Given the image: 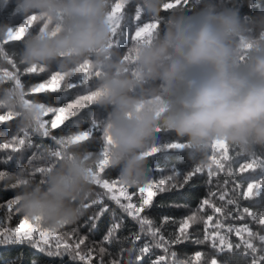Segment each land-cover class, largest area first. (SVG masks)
I'll list each match as a JSON object with an SVG mask.
<instances>
[{
    "label": "clouds",
    "instance_id": "1",
    "mask_svg": "<svg viewBox=\"0 0 264 264\" xmlns=\"http://www.w3.org/2000/svg\"><path fill=\"white\" fill-rule=\"evenodd\" d=\"M10 2L17 15L47 25L26 35L17 53L21 66H55L66 76L91 66L94 104L105 112L107 167L118 170L123 186L147 181L144 154L161 134L182 143L189 157L218 143L264 150V8L257 0H189V10L166 8L169 0H136L158 27L150 42L133 46L129 59L110 47L112 0ZM245 6L258 11L242 13ZM9 31L0 26V40ZM8 81L12 86L5 87ZM28 97L14 79H0V112L13 116L17 133L37 132L45 119ZM60 153L38 180L28 167L0 176L16 193L17 213L53 232L87 213L99 160L71 142Z\"/></svg>",
    "mask_w": 264,
    "mask_h": 264
},
{
    "label": "snow or ice",
    "instance_id": "2",
    "mask_svg": "<svg viewBox=\"0 0 264 264\" xmlns=\"http://www.w3.org/2000/svg\"><path fill=\"white\" fill-rule=\"evenodd\" d=\"M198 2V0H197ZM187 5L189 0H183ZM4 4L8 5L9 0H4ZM181 4V0H174L166 5V8H176ZM125 10V5L120 2L114 3L110 20L113 22V40L110 47L113 51L118 52L124 59H129L133 46L138 42H150L152 34L158 27L156 22L144 23L143 26L135 28L134 35H131L130 40L132 46L128 47L126 54L119 51L122 48L123 41L128 40L124 32L118 34V29L121 28V21L124 16L121 13ZM135 20L140 21L142 13L140 8L135 7L134 11ZM17 14L13 11L9 14V19L0 21V26H10L7 40H0V56L7 59V54L4 51V44L9 42H16L17 51L22 49V42L29 34V30L33 28L37 22L42 23L38 31L47 27L43 22L37 21L35 16L25 18L19 22L18 27L12 26ZM115 38V39H114ZM8 63L17 73L4 71L0 75V79H14L17 86L25 88V82H22L21 76H31L46 74L48 78L43 82H36L35 86L29 84V96H38L39 94H52L58 93V96H40L37 101L39 106L44 110V122L40 125L37 132L34 133H15L11 134L10 139H5L0 142V152L5 153L3 159H0V176L4 172H13L12 162H16V169L28 167L32 170L35 179L42 178L43 172L50 168L56 162L54 158L60 156V145L65 142L74 144H81L83 149L95 146L96 151L93 153L99 158L98 164L93 171V182L95 186L93 197L85 204L87 208V215L77 227H73L64 231H50L40 226L38 223L29 220L22 214L16 216L14 226H9L5 223L13 221V209L16 195L15 191L7 188L3 183H0V203L6 202L8 213L4 219H0V264H41L36 258H29L28 253L23 250V246H27L30 250L42 254L49 260H60L63 264V258L69 257L71 264H93V260L98 255L101 258L100 264H104L103 256L106 254L107 249L104 246H93L89 241L88 233H95L101 228V224L107 220L108 223L104 225V232L101 233L104 243H112L118 236L119 231L122 229L121 220L116 217L115 210L109 208L106 201L114 202L118 208L135 221L139 230L132 237V241L139 242L142 236L150 237V241L137 249L136 243L127 249H121L119 253L120 258H115L110 261V264H145L144 257L152 252L153 248L163 249L165 253L174 244H180L190 239L189 229L197 223H203L204 235L203 239L197 238L195 243L201 244L205 242L211 243V247L216 250L218 254L225 251L232 252L233 249H239L240 244H233L227 235L221 233V229L225 226L220 220L213 223V215H201L205 212L206 208H210L213 213L224 214V218L228 219L231 216L230 212H225L224 205L217 206L214 200L210 198L202 199V202L197 211H193L186 218L180 219L176 231L169 233L166 238L163 234V229L160 225L156 224L155 229L152 227L153 219L149 218L145 213L153 205L154 197L157 192L165 193L173 190L182 191L185 186L189 185L191 181L199 173L208 169V182L211 183L213 178L219 172L225 170L223 161L229 160V148L226 144H215L213 150H222L220 157L216 155L211 156V163L200 167H192L191 170L184 172L173 170V174L167 175L159 181L147 180L143 185L136 187L130 193L129 189L119 182L118 170L107 167V151L105 148L104 131L102 127V120L105 118V112L99 106L94 104L96 93L94 92L95 80L91 66L84 64L80 67L77 74L66 76L58 71L55 66L50 68L36 67L18 69L17 64L8 59ZM95 75H99L96 73ZM77 89L75 94H71V90ZM86 93V94H85ZM65 94H71L66 97ZM32 100V99H30ZM87 109V111H85ZM14 121L11 114H0V128L8 126L7 122ZM99 134V135H97ZM35 136L41 139H48L54 143V146H45L43 152H36L28 157L27 163H24V153L33 146V138ZM110 143V137L107 139ZM166 150H184L183 144L177 142L175 138H170V142H164L162 145L157 143L150 151L144 154L146 162L149 158L154 157L156 154L165 152ZM177 157L183 159L182 153H176ZM251 162L242 163L239 166V172L245 173L249 170L255 172L257 168L264 174V159H256L255 156ZM213 165L216 171H213ZM148 171H151L148 169ZM228 175L235 177V171L228 168ZM179 178V179H178ZM246 179V178H245ZM217 186L221 181L217 179ZM227 185L229 181L224 179L222 182ZM232 195L227 199V205H236L239 208V197L243 196L244 199H254L264 196V175L261 178L247 181L246 190L240 191L244 188L245 180L232 181ZM167 185V187H165ZM138 189V191L136 190ZM228 195L227 190H221L219 193V200L225 201ZM133 196L136 197L135 202ZM211 197H216L217 192H210ZM15 212L17 213L16 209ZM245 214L253 221L260 225H264V211L259 216L245 207L243 213L237 219L243 220ZM172 223L167 217L164 218V224ZM212 231H209V228ZM65 228V227H64ZM62 228V229H64ZM227 233L235 232V235L241 238L245 248L244 255H248L247 250H251L252 261L251 264H260L264 262V255L256 256L258 251L257 247L251 242L253 238H258L261 244H264V235L255 234L252 230L244 225L236 227L229 225L226 228ZM247 234L249 239H243V234ZM131 243V241H130ZM19 246L18 251H15L11 257H3L2 253L5 251H13L14 248ZM127 252L128 259L125 262L122 259L123 253ZM202 253L197 251L193 257L187 260H177V252L172 251V264H203ZM165 257L161 256L154 261V264H164ZM210 264H233L228 259L221 260L218 256H213Z\"/></svg>",
    "mask_w": 264,
    "mask_h": 264
},
{
    "label": "trees",
    "instance_id": "3",
    "mask_svg": "<svg viewBox=\"0 0 264 264\" xmlns=\"http://www.w3.org/2000/svg\"><path fill=\"white\" fill-rule=\"evenodd\" d=\"M119 0H112V4L117 3ZM169 2H173L174 0H169ZM257 4L260 6V8H264V0H257ZM138 4L136 0H130V2L125 6V10L121 13V15L124 16V19L121 21V28L118 29V34L122 31L124 32L125 36L128 37V40L123 41V47L119 49V51L123 54H126V50L128 47L132 46V41L130 40L131 35L135 31V28L138 25H142L144 23L153 21L150 17L147 15L142 14L141 20L136 21L135 20V7H137ZM192 7L191 3H188L185 5L183 3V0H181V4L178 5L176 8H184L185 10H189ZM242 13H249V14H255L258 9H252L249 10L248 7H243L241 9ZM13 12V4L9 0V4L5 5L4 0H0V21H6L9 19V14ZM162 16H167V12L161 13ZM26 17H22L20 15H17L15 18V21L13 22L12 26H17L19 22H22L23 19ZM42 26V23L37 22L34 24L33 28L29 30V34H34L38 32V28ZM162 27V25H161ZM115 39V38H114ZM4 51L7 54V59L4 56H0V75L3 74L4 71L17 73V69H14L11 64L8 63V59H12L18 66V69H23V66H21L18 62L17 57V44L16 42H9L8 44H4ZM48 76L46 74H40V75H31V76H21L22 82H25V90L29 91V84L28 81H31V86H35L36 82H43L46 80ZM7 80V79H5ZM5 87L12 86V82L8 81L4 85ZM78 90L73 89L71 90V94H75ZM71 94H65L66 97ZM86 94V93H85ZM58 93H52V94H39L38 96H29V99H32L34 101H38L40 96H58ZM87 111V109L85 110ZM4 112H0L2 114ZM8 126L0 128V142H3L5 139H10L11 134H15L17 132L15 127V121L7 122ZM99 135V134H97ZM170 138H174L171 135L168 134H161L158 137L157 143L159 145H162L164 142H170ZM176 140V139H175ZM33 146L28 149L24 153V163H27L28 157L32 156L36 152H43L45 150V146H54V143L48 139H41L38 136H35L33 138ZM178 142V141H177ZM224 144V143H220ZM227 145V144H226ZM229 160L223 161L225 164V170L222 172H219L216 177L213 178L212 182H208V169L205 167V171L203 173L197 174V176L189 183V185L185 186V188L180 190H173L170 192L160 193L157 192L156 197H154L153 205L150 207V209L146 210V215L153 219L152 221V227L155 229L156 224L160 225V227L163 229V234L167 238L169 233L176 231L178 228V222L180 219H184L187 217V215H190L193 211H197L202 199L204 198H210L215 201L217 206L224 205L225 212H230L231 216L228 219L224 218V214H217L213 213L210 208H206L204 213H201V215H213V223H215L216 220H220L225 228L221 229V233L224 235H227L230 241L235 244H240L241 247L239 249H233L232 252L225 251L224 253L218 254L215 249L211 247V243L205 242L201 244L195 243L196 239H203L204 235V226L203 223H197L193 225L192 228L189 229L190 233V239L186 242L180 243V244H174L170 247L169 252L165 253L163 249H155L153 248L152 252L149 253L144 257L145 264H154V261L156 259H159L161 256L165 257L164 264H172V257L171 252L175 251L177 252V260H187L190 259L195 255L197 251L201 252L202 255V262L203 264H210V260L213 256H218L219 259L224 260L228 259L233 262V264H251L252 261V253L251 250L248 251V255H244L245 248L242 243L241 238L237 237L235 235V232L227 233L226 228L227 226L231 225L234 228L236 227H242L244 225H247L253 233L264 235V225H260L253 221L250 217H248L245 214V218L243 220L237 219L240 214L243 213V209L245 207L249 208L250 211L255 213L257 216L264 211V196L257 197L254 199H244L243 196L239 197V208L236 207V205H227L226 201L227 199L231 198L232 195V187H233V179L236 181L245 180L244 188L240 191L246 190L247 181L253 180V179H259L261 178L262 174L260 169L257 168L255 172L249 170L245 173L239 172V166L242 163L251 162V160L255 156L256 159H264V150H256L254 152H244L240 149L229 146ZM213 147V146H212ZM212 147L202 156L197 155L195 157H189L186 150H166L165 152H161L156 154L154 157L149 158L146 162L147 169H150L151 171H148V178L147 180H153V181H159V179L164 178L167 175L173 174V170L180 171L182 174L188 170H191L192 167H200L203 165H207L211 163V156L216 155L217 158L220 157V152L222 150H213ZM87 151L95 153L96 148L95 146L89 147L86 149ZM176 153H182L183 159H180L177 157ZM5 156V153L0 152V159H3ZM228 168H232L235 171V177L228 175ZM12 169L13 172H15L16 169V162H12ZM213 171H216L215 166L213 165L212 168ZM246 178V179H245ZM39 177H37V180ZM179 179V178H178ZM217 179L221 181V184L219 187L217 186ZM224 179H227L229 183L227 185H224L222 182ZM167 187V185H165ZM134 188H130L129 192L131 193ZM95 190V186H94ZM138 191V189H136ZM221 190H227L228 195L225 197V201H220L218 196ZM215 191L217 192L216 197H211L210 192ZM136 197L133 196V201L135 202ZM108 203L110 211L115 210L116 217H118L122 222V229L119 231L117 238L110 244L104 243L101 233L104 232V225L108 223L107 220H105L101 224V228L99 231L95 233H88L89 235V241L93 246H104L107 249L106 254L103 256L104 264H110V261L115 258H120L119 253L120 250L127 249L132 246V243H136L137 249L144 244L148 243L150 241V237L142 236L141 241L135 242L132 241V237L135 233L138 232L139 226L138 224L133 221L131 218L127 217L125 213H123L118 206L114 204V202L106 201ZM8 213L6 202L0 203V219H4ZM19 215L15 212V207L13 209V221H7L5 219V223L9 226H14L16 221V216ZM87 215V213H86ZM167 217L169 221L172 223L164 224V218ZM83 218L78 221L75 224L65 226L64 229H61L60 231L69 230L73 227H77L78 224L82 222ZM209 231H212V228H209ZM243 239H249L247 234H243ZM131 241V243H130ZM255 247H257L258 251L256 253V256L264 255V244H261L258 238H253L251 241ZM19 246L17 248H14L13 251H5L2 253L3 257H11L14 255L15 251H18ZM23 250L28 253L29 258H36L38 259L41 264H61L60 260H49L46 257H44L42 254L36 253L33 250H30L27 246H23ZM122 259L126 262L128 259L127 252L123 253ZM101 258L97 255L95 259L93 260V264H100ZM63 264H71L70 258L65 257L63 258ZM260 264H264V262H260Z\"/></svg>",
    "mask_w": 264,
    "mask_h": 264
},
{
    "label": "rangeland",
    "instance_id": "4",
    "mask_svg": "<svg viewBox=\"0 0 264 264\" xmlns=\"http://www.w3.org/2000/svg\"><path fill=\"white\" fill-rule=\"evenodd\" d=\"M118 2H120V0H119ZM150 22H154V21H150ZM150 22H147V23H150ZM138 26H143V24H142V25H138ZM134 32H135V31H134ZM134 32H133L132 35H134Z\"/></svg>",
    "mask_w": 264,
    "mask_h": 264
}]
</instances>
